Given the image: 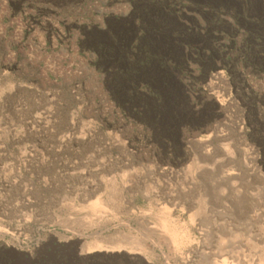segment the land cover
I'll return each instance as SVG.
<instances>
[{"label":"rangeland","instance_id":"rangeland-1","mask_svg":"<svg viewBox=\"0 0 264 264\" xmlns=\"http://www.w3.org/2000/svg\"><path fill=\"white\" fill-rule=\"evenodd\" d=\"M145 1L0 0V264H264V0Z\"/></svg>","mask_w":264,"mask_h":264},{"label":"flooded vegetation","instance_id":"flooded-vegetation-1","mask_svg":"<svg viewBox=\"0 0 264 264\" xmlns=\"http://www.w3.org/2000/svg\"><path fill=\"white\" fill-rule=\"evenodd\" d=\"M155 3H156V0H146L144 2L145 5L143 6L142 10L152 13L153 9H155V5H156ZM129 5L132 6L131 8H129V11L121 9L119 10V13H131V12L135 13L141 10L140 2L137 4V6L134 4L132 5V3ZM230 14H231V17H233L234 33L237 31V29L243 26L242 24L255 23L256 26L253 28L245 27L247 28L246 34L241 39H239V41H235L233 43L232 42L222 43L219 41V37H220L219 33L214 34L212 38L213 48L220 49L223 45H226V44L235 45L240 50L237 56H239L243 62L240 66L239 64H237L238 61L234 62L236 61V59H232L231 65L235 70L238 71L239 76H242V77L249 76L252 80L254 79L256 81H259V80L261 81L262 79L264 80V19L263 18L256 19L254 15H251V13H247V12L246 13H230ZM232 36H234V34ZM137 42H138V49L140 50L139 43L141 42V40L138 38ZM141 51L143 52L142 54L143 56L141 57L138 63L134 64V65H137L138 68L141 66L149 65L152 59L155 58L153 57V55L151 54L149 50L142 49ZM200 56H201V48H200ZM214 56L219 58L220 57L219 52H214ZM159 60H160L161 67L165 71V73L160 76H164L165 78L172 76L167 69L166 60L163 58ZM138 70L140 71V69ZM138 70L133 69V70H130V73H128V70L123 69L121 72L122 73L126 72L127 74L134 75L137 72H139ZM205 71H206L205 65L200 61V77L204 76ZM254 90L255 91L253 92V89L252 88L250 89V95L252 98L254 97L253 93L255 94V97L257 96L258 94L257 92L260 93V95H258V98L259 97L264 98V89L259 90L258 88H255ZM259 103H260L259 101L256 102L253 115L258 120L256 121V123L263 127L264 121L262 119V114L260 113L261 111L259 112V109H258ZM259 118L261 119L260 121H259ZM261 141L264 142V137L261 138Z\"/></svg>","mask_w":264,"mask_h":264},{"label":"bare ground","instance_id":"bare-ground-1","mask_svg":"<svg viewBox=\"0 0 264 264\" xmlns=\"http://www.w3.org/2000/svg\"><path fill=\"white\" fill-rule=\"evenodd\" d=\"M219 132L223 133L222 131L219 130ZM207 148V147H206ZM203 166V165H202Z\"/></svg>","mask_w":264,"mask_h":264}]
</instances>
